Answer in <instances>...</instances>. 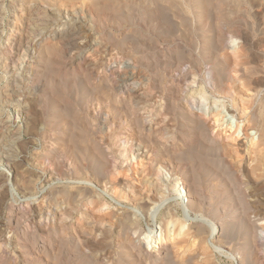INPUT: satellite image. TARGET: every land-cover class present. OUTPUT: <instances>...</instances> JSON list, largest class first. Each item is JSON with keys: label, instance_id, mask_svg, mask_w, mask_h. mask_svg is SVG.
Wrapping results in <instances>:
<instances>
[{"label": "rangeland", "instance_id": "rangeland-1", "mask_svg": "<svg viewBox=\"0 0 264 264\" xmlns=\"http://www.w3.org/2000/svg\"><path fill=\"white\" fill-rule=\"evenodd\" d=\"M102 1L104 2V0ZM179 1L180 8L184 9V11L186 9L189 10L186 11L188 22H182V18L174 15L171 11L172 9H169L174 29L176 32L184 34L187 32L185 27L190 26L189 29L193 33H191V37L199 45L200 39L196 33L198 30H195V28L197 29V24H195L196 19L193 11L196 7L201 9L202 7L200 6L204 4V1ZM216 1H219V4L223 3L222 6L220 5L222 9H219V4H215L217 3ZM235 1L224 0L222 2L221 0H214L213 6L209 5L208 9L206 8L210 12L208 13L206 10V15H204L205 19L207 16L209 17L205 20L207 21L206 25L209 24L208 26L205 25V29L209 28L206 31L208 34H212V36L207 34L209 39L211 38L209 46H214L212 47L213 49L217 48L216 52L220 53V56L230 58H234L240 49L245 48L250 63H253L254 67L258 65L255 67V69H258L261 64L264 66V44L263 42L262 44L260 43V40L264 39V0ZM90 2L89 0H0V264H30L22 252V247L25 243V245H32L35 248L37 247V249H42L45 257L50 261L57 257L66 264L69 262L75 264L78 261L81 262V259L87 254L92 260H97L98 258L105 264H113L112 261L117 253L115 247L110 245L104 248L105 250H102L99 249L100 247L84 244L85 240L92 241L95 237L100 239L99 229L106 225L111 226L110 221L106 222L103 219V215H107L109 212L114 213V215L128 212L133 219L140 221V225L131 235L136 241L135 244L140 243L147 250L155 246L154 244L159 243V241L151 239L152 236L148 237L149 229L153 228V231H158L156 233L158 236L161 230L162 240L165 239V232H167L165 243L171 244V242L181 236L178 235L176 226L182 220L185 230L192 223H197V221L201 222L210 231L214 230L216 226L215 222L217 223V219L214 218V215H207V213L205 215L202 214L201 217L195 213H191V216L189 215L186 210V197L183 191L179 192L181 191L180 189L172 191L166 197V200H160L154 204L155 207L149 213H146L143 207L133 200L120 197V189L125 188L133 193L134 189L132 188L135 185H140L138 186V192L134 194L135 197L141 196V200L145 201L147 195H150L140 180L150 177L148 167L154 160L153 151L156 145L153 146L154 143L152 144V142L150 144L147 138H141L140 140L141 136L136 132L137 128L134 127L130 119L127 120L126 115L121 114L120 118H115V120L108 109L104 108L102 110L103 115L100 118L98 117L99 121H97L95 113L98 112L99 104L96 101L91 102L92 104H80L73 95H67V93L57 90L52 86L53 84H47L42 78L41 71L45 65V50L51 44L53 47L56 46L54 48L50 46L52 49L50 51L47 50V54L53 53L52 57L54 58L58 54L56 59L51 57L54 64L56 63L55 69L58 72H62L68 67L69 72H79L80 75L85 73L100 74L105 68L112 67L119 74L118 78H122L124 74L127 75L130 72L132 77L130 86L136 85V90L133 94L131 92L128 93L129 91L122 93L124 98L128 99L129 95H131L139 99H146V97L148 98L154 94L149 80L152 74L162 72L164 59L159 60V70L140 63L137 53L130 45L132 42L133 45L137 42L138 34L135 30L128 29L127 24H123L124 26L122 25L119 29H117L118 27L108 26V32L112 34L110 36L112 38L108 39V41L107 39L104 40L97 23H95L96 21L94 22L96 19L89 5ZM189 5L191 8L193 5L195 6L192 8L193 10L191 9V12ZM217 10L222 13L224 11L227 12L226 14L230 16L232 21L228 19L229 16L227 17V15H223L222 18L226 23L228 20L229 24H224L221 17L220 20H218L219 18L216 20L217 17L222 16ZM192 13L194 14L192 15ZM215 14L219 15L215 16ZM75 23L83 26H81L83 29H81L82 32L78 44L76 43V45L72 46L71 50L68 47L67 50L64 47L57 48L60 46V40L57 37L58 32L65 26ZM185 23L189 25H184ZM221 28H223V32ZM160 36L156 37L157 48L166 50L169 44L159 39L161 38ZM113 38L114 41H112ZM120 40H123L121 41L122 43H120ZM119 44H123L122 46L125 48L119 46ZM60 49L61 51H57ZM55 53L56 55H54ZM202 62L199 70L205 75L209 66L204 63V60ZM191 86H193L192 91L196 102L198 101V105H202L206 109L207 117H212L218 108L222 109L223 112L227 110L225 108L229 105V98L218 95L212 97L201 90L200 86L197 87L198 84H192ZM58 94L59 96L63 94L61 97L72 104L74 113L89 117L88 122L91 128H89L88 134L86 133V137L93 139L103 150L106 149L105 151L111 155V162L106 175H96L97 173L89 169L87 160H82L83 164L79 163L81 165L79 166L76 163L77 161H75L77 157L73 154L74 149L72 150L73 153L69 151L71 150V144L68 143L67 137H64L66 141L62 137L59 140L57 131L48 123L49 117L53 115V104L59 97ZM263 94L261 93L260 97L258 96L257 102ZM50 110L51 112H49ZM160 113H156L155 110L150 114L143 113L146 118H152V120L142 121V132L144 130L146 135L150 134L151 131L156 132V130L167 123L171 129L170 131L173 134L175 132L176 137L177 135L183 136L185 134L189 136L191 131L188 128L187 132L188 126L185 123L183 124V121H176L177 123L167 121V117ZM151 114L152 117H150ZM104 116L108 118L107 121H102ZM124 116L125 120H123ZM162 119L164 120L161 121ZM231 121V123L225 121L227 125H217L214 133L218 130L224 133L227 130V133H229L234 130L235 123L238 122L240 126L235 137L236 142L243 141L248 143L251 139L258 138V133L255 130L251 129L248 130V133H244L243 125H245V121L238 118H232ZM230 126L234 127L228 130ZM180 130L181 133H179ZM168 137L170 138V136ZM158 138L162 141L166 139L162 138L161 135H158ZM146 141V144L149 143L150 146L145 144ZM168 153L167 151L164 155L162 154L163 156L160 160L158 159V165H161L163 171H166L163 172L164 174L166 173L165 175L162 174L164 178L165 176L169 178V167L173 166L174 163L171 162L170 153ZM153 162L155 163V161ZM87 189L92 190V196L80 199V193ZM73 196H77L76 201L80 199L78 203L73 201ZM171 204L179 212L177 218L179 220L175 221V223L177 222L176 226L173 225L174 222L167 225L162 222V215ZM262 206L264 207V204ZM99 216L101 219H99ZM249 217H254L251 219L256 220H254L255 225H257L256 233L260 234L261 232L263 234L264 212L255 210L249 213ZM62 219L67 223L64 231L65 235H73L77 240L81 239L79 240L81 243H78V241L77 243L80 247L82 246V253L76 254L77 256L75 254L73 255L74 257L69 255L68 245L64 242L60 243L59 238L54 235V229L60 228ZM87 221L91 223L90 231L92 234L91 232L90 234L85 233L81 235L82 237L80 236L81 238H78L77 232L82 228L85 229ZM174 230H176V233H173ZM234 232L237 235L236 239L239 240L242 234L238 231ZM238 240L231 241L232 243L230 242L231 245L229 246L228 241L219 243L211 236L207 243L216 264H239L240 254L237 251L239 247L236 243ZM262 244H259L260 247L255 244L254 251L257 252H255L256 256H260L258 258L262 259L264 264V243ZM188 251L186 250L183 253L185 255L189 254L191 250Z\"/></svg>", "mask_w": 264, "mask_h": 264}, {"label": "bare ground", "instance_id": "bare-ground-1", "mask_svg": "<svg viewBox=\"0 0 264 264\" xmlns=\"http://www.w3.org/2000/svg\"><path fill=\"white\" fill-rule=\"evenodd\" d=\"M178 1L179 0H104L103 2L102 0H93L90 2L89 0V5L93 11L92 13H94L93 16H95L96 19L94 22L96 21L95 23H97V27L102 33L104 40L107 39L108 41V39L112 38L110 37L112 34L108 32V26L118 27L117 29H119L123 24H127L128 29L135 30L138 34L137 42H135L134 45L132 42L130 45L137 53L140 63L159 70V60L164 59L162 62V72L152 74L151 77L149 76L154 94L152 93L153 95H150L148 98L139 99L129 95L127 99L122 96L123 92L129 91L128 93L131 92V94H133L136 90V85L130 86L132 82L130 72L127 75L124 74L126 76L123 75L122 78H118L119 74L112 67L105 68L100 74L85 73L84 75L82 74L83 76L80 75L79 72H77L78 74L74 71L69 72L68 67H64L65 69L62 72H58V70L55 69L56 63L54 64L52 60V58H54L52 57L53 53H49L50 55L47 54V50L50 51V49L54 48L56 45L53 47V45L49 44L52 48L47 46L48 49L45 50L44 59L45 65L41 74L47 84H53V87L63 91V93H67V95H73L80 104H88L96 101L97 104H99V108L97 109L98 112L95 113L97 121H99L98 119L103 115L102 110L104 108L108 109L114 119H119L121 114H124L128 118L127 120L130 119L134 127L138 129H136V132L141 136L140 140L141 138H147L150 144L152 142V144L154 143L153 146L156 145L153 151V161H155V163L152 161L153 163L151 162L148 167V174L150 177L140 180L150 195H147L145 201L141 200V196L135 197L134 194L138 192V186H140L135 185L132 188L134 189L133 193H131V190L125 188L120 189V197L133 200L141 205L146 213H149L150 210L155 207L154 204L160 200H166V197H168L172 191L180 189L181 191L179 192L183 191L186 197V210L189 215L191 216V213L198 214L200 217L202 214L205 215V213H207V215H214V218L217 219V223L215 222L216 226L214 230L210 231V229L203 226L201 222L197 221V223H192V225L185 230L183 220L181 223L176 222V226L175 221L179 216V212L174 205L171 204L164 211L162 222L166 225L174 222L173 225L176 226V230L179 233L178 235H181L179 236L180 238H177V240L171 242V244H166L167 232H165V239L162 240L161 230L158 236L156 235L158 231H153V228L149 229L148 237L152 236L151 239L157 240L159 243L154 244L155 246L147 250L146 248L144 249L140 243L135 244L136 241L131 235L140 225V221L137 219L135 220V218L133 219L128 212H121L117 215L109 212L102 217L106 222L110 221L111 226L106 225L101 227V229H99V233L101 234L100 239L95 237L90 241L89 237V239H87L89 241L85 240L84 244L92 245V247H100L99 249L102 250L110 245L115 247L116 250H114L117 252H115L117 257L114 256L115 261H112L113 264H216L214 261L215 259H213L214 257L212 258V252H210L207 242L212 236L213 239L215 238L219 243L228 241L230 246L231 241L234 242L238 240L234 232L238 231L242 234V237L240 234L239 237L241 238L238 237L239 240L236 241L239 250H237L238 247L235 249L240 254L239 264H263L262 259L260 260V258H258L260 256H256L257 252L254 251V246H256L255 244L258 246L259 244L263 245L264 232L262 230V234L259 230L262 235L256 233V220L254 219V221L251 219L254 217H249V213L255 210L264 212V207L262 206V204H264V94L257 102L258 96L264 93V66H262V64L259 66L262 71L259 68H256V70L255 67L258 65L254 67V64L250 63L245 48L242 50L240 49L238 52L239 54H236L237 56L230 58L227 56H220V53L218 54V52H216L217 48L213 49L212 47L214 46H209L211 38L209 39V36H207L208 32L206 31L209 28L205 29V25L207 24L205 20L209 17L207 16L205 19L204 15H206L205 12L208 11L207 7L209 5H211V7L213 6L214 0H203V5L200 6L198 4L202 8H199V10L196 7L197 11L196 9L193 11L195 14L192 13L197 20V23L195 20V24H197V29L195 28V30H198L196 33L199 35V45L196 44L193 37H191L192 31L189 29L190 26L185 27L187 32L184 34L176 32L170 19L169 9H172L171 11L174 15L182 18V22H188L186 11H189L187 9L184 11V9L180 8L179 2L181 1ZM221 1L223 2L224 0ZM219 3L218 1L215 4ZM194 5L192 8L195 7ZM220 5L222 6L223 3L218 6ZM169 6H171V8H169ZM221 6L218 8L222 9ZM192 8L190 6V12ZM217 11H219L222 16L217 17L216 20L218 18V20H220V17L223 20V15L229 16L224 10H222L224 11L223 13L220 10ZM209 12L210 10L208 13ZM216 15L217 14H215V16ZM224 19L226 20V18ZM228 19H230V16ZM223 23L225 24L226 22L223 20ZM184 25L187 24L185 23ZM81 26L82 25H78V23L67 27L63 26L64 28L57 34L58 40H60V46L57 48L64 47L67 50L68 47L71 50L72 46L76 45V43L78 44L82 32L81 29H83ZM231 26L233 27V25ZM222 29L223 28H221V31ZM210 34L211 33L208 35ZM159 36L161 37L159 39L169 44L166 50L157 48L158 44L156 37ZM112 41H114V38ZM121 41L123 40H120V43H122ZM260 41L261 44L262 42L264 44V39ZM122 45L119 44V46ZM57 51H61V49ZM54 55H56V53ZM57 55L54 59L57 58ZM203 60L204 63L209 66L205 75L199 70V66L203 63ZM263 60L261 59V61ZM83 71L84 69L82 68V72ZM192 84H198L197 87L200 86L201 90L207 92L212 97L218 95L229 98V105L225 108L227 109L225 111L226 113L218 108L215 110V114L212 113V117H207L206 109L203 108L202 105H198V101L196 102L192 91ZM62 95L63 94H61V96ZM61 96L57 97V100L54 98L56 100L55 103L52 101L54 103V109L52 108L54 112L53 115L50 117L48 116L49 120L46 117L48 123L57 131L59 140L61 137H67L68 143L71 144V146L68 145L71 147L69 151L73 153L72 150L74 149L73 154L77 157L75 161H77L76 163L78 165L82 163V160H87V165L90 167L89 169L97 173L96 175H106L111 162V155L105 151L106 149L103 150L93 139L86 137V133L89 128H91L88 122L89 117L74 113L72 104L68 101L66 102ZM159 103L160 105H158ZM143 109L145 110L143 111ZM154 110L156 113H163L165 117H167V121H174V123L176 121H183V124L185 123L188 126L187 129L185 128L187 132L189 129V131H191L189 132V136L185 134L183 136L180 135L181 137L178 135L176 137L175 132L173 134L170 131L171 129L168 127L167 123L156 130V132H150L148 130L150 134L146 135L144 130L142 132V121L152 120V118H146L143 113L150 114ZM49 112H51V110ZM228 115H230V117H228ZM107 117L104 116L102 121H107ZM150 117H152V114ZM232 118L245 121V125H243L245 129L244 133H248V130L251 129L255 130L258 133V138L251 139L248 143L243 141L236 142L235 137L240 126L238 122L235 123L233 131H228L229 133H227V130L225 133L221 130L214 133V129L217 125H227V123L233 122L231 121ZM123 120H125V116ZM163 120L164 119L161 121ZM225 121H227V123H225ZM174 123L173 125L175 126ZM233 127L234 126H230L228 130ZM186 130L184 131L186 132ZM179 133H181V130ZM158 135H161L162 138H166L165 141L160 140ZM168 136H170V138ZM146 143L147 141L145 144ZM150 144L148 143L146 145L150 146ZM165 151L170 153L169 158L171 157V162H174L173 166L169 167L170 176L169 178L165 176L166 179L164 178L166 173H163L166 171H163L161 165H158V159L160 160L164 153H166ZM80 194V199L90 198L92 196V190L87 189ZM76 198L77 196H73V201H76ZM78 201L76 202L78 203ZM16 208L19 209L18 207ZM99 219H101V217ZM66 224L64 219H62L60 228L54 229V235L59 238L60 243L64 242L68 245L67 250L69 255L81 254L82 246L80 247V245H78L81 239L77 240L73 235H65L64 231ZM90 225V221L85 223V229L82 228L80 229L81 231L79 230L77 232L78 238L85 233L90 234ZM176 230H174L173 233H176ZM25 244H23L22 252L27 258V262L30 264H66L57 257V260L54 258L51 262L45 257L42 249H37L35 246H28ZM186 250L187 252H189L188 250L191 251L189 254L187 253L185 255L183 252ZM91 260L92 259L85 254L81 262H75L78 264H105L98 258L97 260ZM67 264L72 263L69 262Z\"/></svg>", "mask_w": 264, "mask_h": 264}]
</instances>
